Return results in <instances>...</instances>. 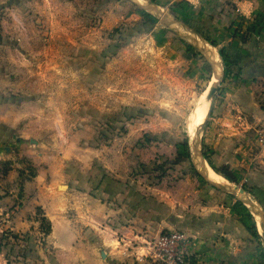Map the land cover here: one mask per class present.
<instances>
[{
    "label": "rangeland",
    "instance_id": "374dc122",
    "mask_svg": "<svg viewBox=\"0 0 264 264\" xmlns=\"http://www.w3.org/2000/svg\"><path fill=\"white\" fill-rule=\"evenodd\" d=\"M153 1L175 15L174 1ZM204 37L219 53L225 79L230 66L214 42ZM190 55L193 64L187 61ZM212 73L211 65L196 48L131 0H0V101H9L0 108V116L11 118L14 111H20L14 102L28 96L30 103L23 109L39 111L31 117L41 120L49 134L55 133V125L60 123L64 138L56 139L51 151L57 152L58 148L63 152L72 168L66 179L75 183L72 188L76 190L67 215L80 220L77 230L82 221L90 222L91 210L96 214L100 201L94 198L107 201L100 192L104 189L102 175L117 181L115 188L121 191L111 199V205L129 203L131 210L144 209L139 223L132 222L134 216L128 212L127 227L122 232L115 230L123 240L111 247L99 240L97 253L84 264H127L137 252L141 256V247L160 232L170 230L155 226L156 212L160 211L154 210V203L174 208V198L179 197L183 206L189 189L200 203L206 187L243 209L251 228L256 227L255 237L264 259L253 215L237 198L215 188L193 168L191 132L193 123L202 119L200 116L195 121L193 115ZM224 79L218 85L204 127L203 156L223 177L249 191L264 209V193L254 194L250 188L255 180L228 176L227 168L211 163L210 149L205 148V130L213 122L214 103ZM20 113L28 117L26 112ZM16 126L19 129L25 124L21 121ZM260 129L256 130V141ZM252 157L246 167L238 168L240 175H250ZM9 161L2 167L0 163V174L9 167ZM23 167L32 172L31 161L24 160ZM263 167L260 171L264 175ZM44 221L33 232L34 237H29V242L48 250L45 255L49 263L44 264H80L74 250L82 249L84 254L93 250L92 237L87 236L88 244H72L63 258L59 257L63 262L58 263V249L47 240L50 227ZM98 226L101 229L105 223L99 222ZM172 229L186 233L183 226ZM32 261L31 257L28 263Z\"/></svg>",
    "mask_w": 264,
    "mask_h": 264
},
{
    "label": "crops",
    "instance_id": "0c3cea01",
    "mask_svg": "<svg viewBox=\"0 0 264 264\" xmlns=\"http://www.w3.org/2000/svg\"><path fill=\"white\" fill-rule=\"evenodd\" d=\"M167 1H174V14L214 42L229 60L230 67L214 103L209 143L205 145L210 149L211 163L227 168L228 176L255 180L250 187H253L252 192L264 193V175L260 171L264 165V147L256 141V130L264 124V0ZM180 45L177 42V46ZM186 58L193 64L192 55ZM30 98L22 96L18 103L14 102L15 109L26 112L28 117H21L17 110L12 114L21 118L13 120V116H0L1 167L8 160L12 161H9L4 174H0V264L49 263L45 255L48 250L34 241L29 242V237H34L33 232L44 224V220L50 227L46 238L58 249V263L63 262L59 257L63 258L72 244L80 243L84 247L88 244L85 238L92 237L89 239L93 245L90 253L74 250L78 262L84 264L89 257L93 259V253H97L99 240L107 247L119 243V239L123 240V236H118L121 233L116 234V231L122 232L127 227L125 217L128 212L134 216L130 220L139 223L140 211L144 209L131 210L129 203L111 205V199L121 191L115 188L117 181L102 175L100 180L104 189L100 192L107 201L104 203L99 197L94 198L100 201L96 214L91 210L90 222L82 221L77 230L80 220L67 215L73 190H76L72 188L75 183L66 179L72 168L63 152L58 148L57 152L51 151V146H56V139L63 140L64 130L58 123L55 125L57 131L49 134L41 120H34L31 117L34 110L30 107L23 109L30 103L27 101ZM6 102L9 101H0V108ZM21 121L25 127L17 129L16 125ZM249 156H253L254 162L249 167L250 175L242 176L238 168L250 163ZM26 159L32 162L31 173L23 167ZM204 189L206 194L200 203L195 201L193 189L185 194L183 206L178 201L179 197L174 198V208L166 203H154V210L160 211L156 212L155 226L170 229L183 226L190 237L193 264H264L259 242L251 233L243 209L212 188ZM157 205L160 207L156 208ZM132 206L142 207V204ZM102 221L105 226L99 229L98 223ZM141 248V256V252H137V256L127 264H163L144 255L145 246ZM31 257L33 261L28 263ZM94 262H98L95 257Z\"/></svg>",
    "mask_w": 264,
    "mask_h": 264
},
{
    "label": "water",
    "instance_id": "95a60500",
    "mask_svg": "<svg viewBox=\"0 0 264 264\" xmlns=\"http://www.w3.org/2000/svg\"><path fill=\"white\" fill-rule=\"evenodd\" d=\"M151 16L156 18L160 24L171 29L177 33L181 38L185 39L191 44L197 51L209 62L212 67V84L207 91L206 99H208V105L206 108V114L204 118L192 127L191 134V158L193 161V168L200 174L204 180L213 185L215 188L233 195L237 198L253 215L255 224L259 229L261 238V245L264 251V209L262 205L255 198L251 196V193L247 191L243 186L237 185L236 183L228 180L218 173L213 167H211L203 156V131L204 127L209 120L212 113V103L214 100L215 93L218 85L224 79V68L222 67V60L219 53L216 51L213 45L209 41L198 33L196 30L191 28L189 25L184 23L180 18L172 13L166 11L164 7L156 3L153 0H131ZM198 107V106H197ZM196 111V109H195ZM194 111V115H195ZM193 115V118H194ZM194 122V121H193ZM200 165V166H199ZM208 170H212L218 173L221 178H212L208 176Z\"/></svg>",
    "mask_w": 264,
    "mask_h": 264
},
{
    "label": "built area",
    "instance_id": "2783aa9c",
    "mask_svg": "<svg viewBox=\"0 0 264 264\" xmlns=\"http://www.w3.org/2000/svg\"><path fill=\"white\" fill-rule=\"evenodd\" d=\"M257 142L264 146V125L259 130ZM145 248L146 256L163 264H193L190 237L179 229L160 232Z\"/></svg>",
    "mask_w": 264,
    "mask_h": 264
},
{
    "label": "bare ground",
    "instance_id": "6f19581e",
    "mask_svg": "<svg viewBox=\"0 0 264 264\" xmlns=\"http://www.w3.org/2000/svg\"><path fill=\"white\" fill-rule=\"evenodd\" d=\"M211 84H212V81L210 82L209 86L206 88L205 92L202 94V101H201L202 103L201 102L199 103L198 107L196 108L195 115H194V118H193V120H195V121L200 116H202V119H203L205 114H206V108H207V105H208V99H206V94H207V91L209 90ZM197 123L198 122H196V124ZM208 176H210L212 178H217V179L221 178L220 175H216V173L214 171H212V170H208Z\"/></svg>",
    "mask_w": 264,
    "mask_h": 264
},
{
    "label": "trees",
    "instance_id": "16d2710c",
    "mask_svg": "<svg viewBox=\"0 0 264 264\" xmlns=\"http://www.w3.org/2000/svg\"><path fill=\"white\" fill-rule=\"evenodd\" d=\"M222 56H223V59H224V61H226V62H228L229 63V60H228V58L226 57V55L225 54H222ZM210 126L208 125L207 127H206V130H205V136H204V144L205 145H207L208 143H209V133H210V128H209ZM184 148L187 150V142H184ZM188 155V152H186V156ZM251 231L253 232V235L254 236H256V227L255 226H253L252 228H251Z\"/></svg>",
    "mask_w": 264,
    "mask_h": 264
}]
</instances>
